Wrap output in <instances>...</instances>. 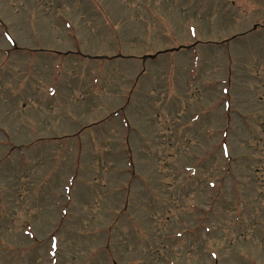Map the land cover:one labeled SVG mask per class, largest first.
<instances>
[{"label":"rangeland","instance_id":"1","mask_svg":"<svg viewBox=\"0 0 264 264\" xmlns=\"http://www.w3.org/2000/svg\"><path fill=\"white\" fill-rule=\"evenodd\" d=\"M0 264H264V0H0Z\"/></svg>","mask_w":264,"mask_h":264}]
</instances>
